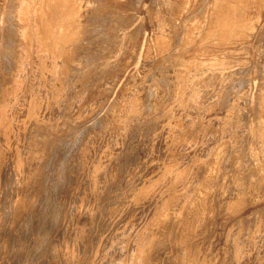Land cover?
<instances>
[{
    "label": "bare ground",
    "instance_id": "bare-ground-1",
    "mask_svg": "<svg viewBox=\"0 0 264 264\" xmlns=\"http://www.w3.org/2000/svg\"><path fill=\"white\" fill-rule=\"evenodd\" d=\"M216 169L240 264L264 222L243 217L264 200V0H0V264H213Z\"/></svg>",
    "mask_w": 264,
    "mask_h": 264
},
{
    "label": "rangeland",
    "instance_id": "rangeland-1",
    "mask_svg": "<svg viewBox=\"0 0 264 264\" xmlns=\"http://www.w3.org/2000/svg\"><path fill=\"white\" fill-rule=\"evenodd\" d=\"M188 119L191 121L193 120V117L190 115L188 116ZM159 133H164V130H162V126L160 127L159 124L154 126L153 129H151L150 131L145 130L144 128V135L143 137H141V141L138 143V150L136 151V153L140 155V158H143V152L141 151V149L145 142L148 141V138ZM213 136L218 137L216 133L210 136V139H213ZM211 147L212 149H216V147H214L213 145ZM209 157L210 155H208L207 157H203L202 161L205 162L206 159H208ZM202 165L203 163L201 162L200 166H198L197 169V176L194 177L192 182H190V184L188 185L186 184L185 186H182L180 189L191 191L196 186H202L206 183L205 179L203 178L204 168ZM222 173L223 172L221 169L214 170L213 176L215 175L216 178H213L215 180L214 182H212V191H214L210 203L211 207L215 208V210H218V212L216 211V213H214L207 220V222H205L204 226L199 229V235H202L201 238L199 237V243H202L205 239H211L212 241L211 254L209 255V258L212 260L213 264H226L229 261V254L227 255L225 250V241L229 229H232V225L236 222L234 216L230 214L227 210H225V208L223 207V196L220 197V194L218 193V191H216L221 187V184L223 182ZM224 179L226 180V182L231 181L230 174H227ZM258 210H260L259 214L257 213L255 216L251 215V213ZM252 216H254V218L264 217V200L258 207H248L243 213V217H246L247 220ZM260 226L262 227L259 228L260 230L258 233L261 236V240L257 244L247 248L248 251L245 260H242L240 264H264V222L261 223ZM228 251H230V247H228ZM174 253H176V249H172L167 246V248L165 249L164 258H170L171 254L175 256Z\"/></svg>",
    "mask_w": 264,
    "mask_h": 264
}]
</instances>
